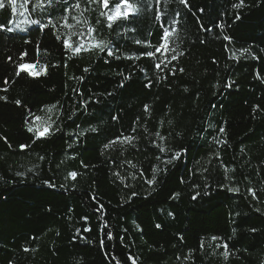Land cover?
<instances>
[{
  "label": "trees",
  "instance_id": "obj_1",
  "mask_svg": "<svg viewBox=\"0 0 264 264\" xmlns=\"http://www.w3.org/2000/svg\"><path fill=\"white\" fill-rule=\"evenodd\" d=\"M76 2L0 8V264H264V0H129L111 28ZM62 17L114 54L66 51ZM162 27L176 51L141 55Z\"/></svg>",
  "mask_w": 264,
  "mask_h": 264
},
{
  "label": "snow or ice",
  "instance_id": "obj_2",
  "mask_svg": "<svg viewBox=\"0 0 264 264\" xmlns=\"http://www.w3.org/2000/svg\"><path fill=\"white\" fill-rule=\"evenodd\" d=\"M53 2V0H49V4H51ZM25 3H27V0H25ZM86 4H90V3H97V4H102L104 9H109V12H101L100 15L101 16H106V19L108 21V27L111 28L112 27V22L119 20L121 18L126 19L130 12L132 14L135 13L136 9L133 8V5L129 2V0H112L111 5H110V0H85ZM180 3H184L186 4V0H180ZM12 9L13 12H15L17 10L16 8V0H10V5H9ZM42 0L41 3H38L36 5V7H42ZM235 8H240L243 6V0H240V3L234 4L233 5ZM5 7V3L4 0H0V8H4ZM21 7H23V5H21ZM74 8L79 9L81 7V4L79 2V0H77V2L73 5ZM122 9H124V11H122ZM66 11H71V9H66ZM23 13H21L22 15ZM62 19L64 20V26L68 29H70V31L65 35V38L61 41L62 43V47L66 50V51H72L76 54L81 53L82 51L85 52H90L92 50H98L99 52L112 56L114 53L109 49V45L108 43H106L104 40H96L95 37L92 36V33L94 32V29L89 28L87 34H85L84 32H78L72 29H75V25L73 24H69L67 22V17H62ZM30 24L32 25H38L39 21L37 20H31L29 21ZM173 23H176L175 21H173ZM51 24V22H50ZM3 25H0V28H2ZM45 27H48V25H45ZM52 29L56 28L55 24H51ZM172 32H175V28H172ZM170 35V31L168 27H162V36H161V44L155 48L154 51H146L144 53H142L141 55L143 56H147V57H155L157 53H160L162 56L165 55L169 50L175 52L176 48L172 47L171 49H169L168 43H167V38ZM76 37V42L72 43V38ZM58 40L61 39L60 35H57L56 37ZM225 39H229L228 37H225ZM137 43H140V41H137ZM163 50V51H162ZM247 50H242L241 55L244 54V52H246ZM182 54V53H181ZM233 56H235V54H233ZM177 58L176 55H173L171 57L172 60H175ZM168 63H170V61H168ZM164 64L165 66L166 63L164 60H161L160 63H156L155 67L157 69H161V65ZM19 71L15 72L16 76H20L21 72H27L29 75L33 76V77H37L40 76L43 73H46V66L45 65H40V71H36V65L32 64H25V63H21L18 65ZM85 71H87V69H85ZM181 71H183L181 69ZM82 79V77H81ZM7 82V81H5ZM0 99H6V97H0ZM16 104H20V101L17 100L15 101ZM55 108V105L51 106L50 108H48V112L51 113L52 109ZM148 106L145 105V111H147ZM35 121H42V127L41 126H37L35 129L33 128L32 125H28L27 130L29 132H33L35 131L36 133V138L39 139L41 137H44L47 134H50V129H52L53 124L55 123V121H53L51 119V116H48L47 119H44L43 117L36 115L34 116V122ZM58 130V129H56ZM93 131H95V129H93ZM220 131H223V129H221ZM157 135L159 136V133H157ZM159 138L161 140H164L165 137L163 136H159ZM6 139V138H5ZM125 141H127L128 143H131L132 140L134 139V137H125L124 138ZM117 141H112L110 142L109 145H106V147H110L111 144L116 143ZM123 142V141H121ZM29 147L28 145H21L20 148L23 150L25 148ZM159 151L161 152H165L166 149L163 145H157ZM179 156V153L175 154V156L173 157V159H175L176 157ZM41 159H43L41 157ZM167 163H172V160H168ZM133 167H135V165H133ZM77 175V173L72 172L70 173V176L72 178H75ZM117 175H119L117 173ZM149 185L154 184L155 183V175H153L152 179L147 180L146 181ZM229 191L232 192H239V188H229ZM249 191L251 192V194L253 195V197L256 196V192L255 190L249 189ZM132 195H136V193H133ZM177 196L179 195V193L176 194ZM157 227L159 228L160 225H157ZM213 241L217 240V237H212L211 238ZM102 243V242H101ZM220 245H217V247H219ZM201 248H203V242H201ZM224 248V252L222 253V255L224 256L225 259L228 258V250H227V244L223 245ZM133 264H135V261H133Z\"/></svg>",
  "mask_w": 264,
  "mask_h": 264
},
{
  "label": "rangeland",
  "instance_id": "obj_3",
  "mask_svg": "<svg viewBox=\"0 0 264 264\" xmlns=\"http://www.w3.org/2000/svg\"><path fill=\"white\" fill-rule=\"evenodd\" d=\"M23 22H18L14 28H12V31L14 32H25V30L28 28V27H32L33 25L29 23V19H27L26 16H23L22 19ZM20 20V21H21Z\"/></svg>",
  "mask_w": 264,
  "mask_h": 264
}]
</instances>
